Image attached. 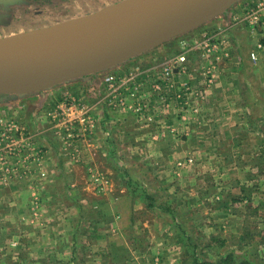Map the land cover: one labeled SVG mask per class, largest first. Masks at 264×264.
Returning a JSON list of instances; mask_svg holds the SVG:
<instances>
[{
	"label": "rangeland",
	"instance_id": "obj_1",
	"mask_svg": "<svg viewBox=\"0 0 264 264\" xmlns=\"http://www.w3.org/2000/svg\"><path fill=\"white\" fill-rule=\"evenodd\" d=\"M126 1L4 0L0 38ZM117 65L0 93V264H264V0Z\"/></svg>",
	"mask_w": 264,
	"mask_h": 264
},
{
	"label": "water",
	"instance_id": "obj_2",
	"mask_svg": "<svg viewBox=\"0 0 264 264\" xmlns=\"http://www.w3.org/2000/svg\"><path fill=\"white\" fill-rule=\"evenodd\" d=\"M136 1L138 0H128L112 8L127 6ZM160 1L165 9L162 12L160 8H155L151 23L145 29L134 30L122 40H113L103 49L85 56L72 58L67 50L43 41L34 47H22L21 49V47L13 44L11 36L0 38V51L4 53L6 61L47 56L54 62L53 67L43 68V71L41 70L34 79L33 85L25 90H17L10 86L7 81L0 79V93L38 91L55 83L112 68L173 36L206 22L227 10L237 0H180L178 7L171 4H166L165 7V1ZM196 7L200 10L198 14L195 13ZM103 12L105 11L92 16H97ZM7 49H12V53H9ZM45 71L51 74L50 80L47 79Z\"/></svg>",
	"mask_w": 264,
	"mask_h": 264
},
{
	"label": "bare ground",
	"instance_id": "obj_3",
	"mask_svg": "<svg viewBox=\"0 0 264 264\" xmlns=\"http://www.w3.org/2000/svg\"><path fill=\"white\" fill-rule=\"evenodd\" d=\"M164 1L165 7L166 4L177 7L180 5V0ZM155 8H160L162 12L165 9L160 0L131 2L127 6L118 7L127 14L125 18L122 13L107 14L111 9L97 16H89L93 17L92 19L80 18L74 24L63 29L57 28L54 31H38L13 36L12 42L22 49V47H34L43 41L67 50L72 58L85 56L103 49L113 40H122L134 30L145 29L151 23ZM198 10L196 7V14L200 13ZM109 21L116 22L108 24ZM7 51L12 53V49H7ZM56 55L59 57L57 53ZM53 65L54 62L47 56L6 61L4 53L0 51V79L7 81L15 89L33 85L34 79L40 74L39 72L43 68H51ZM45 72L47 79L50 80L51 74Z\"/></svg>",
	"mask_w": 264,
	"mask_h": 264
},
{
	"label": "crops",
	"instance_id": "obj_4",
	"mask_svg": "<svg viewBox=\"0 0 264 264\" xmlns=\"http://www.w3.org/2000/svg\"><path fill=\"white\" fill-rule=\"evenodd\" d=\"M138 56V55H137ZM137 56H135V57H137ZM135 57H133V58H135ZM130 61V60H129ZM126 62V61H125ZM139 63H141V62H139ZM121 64V63H120ZM124 64V63H123ZM116 66V65H115ZM117 66H119V65H117ZM2 98H4V99H6L7 97H2ZM37 130V129H36ZM39 132V130H37L36 131V133H38ZM40 133V132H39ZM116 147V146H115ZM114 150L113 151H117L118 153H120L119 152V149L117 148H113ZM102 151H104V149H101ZM98 152V148H97V144L95 143L94 144V142H93V144H88L86 147H85V149H84V151H83V153L89 158L88 159V163H90V165H89V167H99V168H104V165L102 164V162L103 161H105V160H103V159H101V160H98V158H97V156H96V153ZM103 160V161H102ZM76 163V162H75ZM75 163H71L70 164V166H74V164ZM108 163V162H107ZM59 165H60V169L62 170V171H65V173H67V170L65 169L66 168V165H65V163H63V164H61V163H59ZM76 165V164H75ZM108 165H109V163H108ZM81 166L80 165H78L77 167H75V169H79ZM67 178H70V174H64ZM70 181V179L69 180H66V182H69ZM97 204H100V203H98L97 202ZM95 205L96 207H97V209L98 210H94L96 213H99L100 212V208H101V205ZM104 208L102 207V209L101 210H103ZM101 214L103 215V212L101 211ZM57 236V235H56ZM58 237V236H57ZM56 250H58L57 251V253H58V255L60 256L61 255V253H62V249H61V251H60V248L58 249V248H55ZM66 254V253H65ZM57 258V257H56Z\"/></svg>",
	"mask_w": 264,
	"mask_h": 264
},
{
	"label": "built area",
	"instance_id": "obj_5",
	"mask_svg": "<svg viewBox=\"0 0 264 264\" xmlns=\"http://www.w3.org/2000/svg\"><path fill=\"white\" fill-rule=\"evenodd\" d=\"M182 59H184V57H182ZM104 80L110 86V90H112V91L116 90V94L119 92V87L121 86V84H123V83H121V81H119V77L117 75H115L113 72L112 73H107L105 75V77H104ZM69 108H73V106H71ZM78 117H79V114L71 115V117L69 119L70 123H72L75 120H77Z\"/></svg>",
	"mask_w": 264,
	"mask_h": 264
},
{
	"label": "trees",
	"instance_id": "obj_6",
	"mask_svg": "<svg viewBox=\"0 0 264 264\" xmlns=\"http://www.w3.org/2000/svg\"><path fill=\"white\" fill-rule=\"evenodd\" d=\"M231 256L232 255H228V256H226V257H224V259H222L221 260V263L222 264H228V263H231V261L233 262V260H232V258H231ZM244 264H252L250 261H248L247 259H244L243 261H242Z\"/></svg>",
	"mask_w": 264,
	"mask_h": 264
}]
</instances>
